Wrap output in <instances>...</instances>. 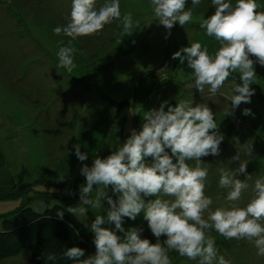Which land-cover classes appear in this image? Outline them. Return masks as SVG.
<instances>
[{"label":"rangeland","instance_id":"1","mask_svg":"<svg viewBox=\"0 0 264 264\" xmlns=\"http://www.w3.org/2000/svg\"><path fill=\"white\" fill-rule=\"evenodd\" d=\"M259 2L264 7V0ZM103 3L97 0V7ZM189 7L191 0H186L185 8ZM70 9L71 0H0V215L21 204L23 197L18 193L22 182L27 184L26 193L42 183L57 191L79 190L85 179L79 171L82 164L91 165L96 156L109 155L125 142L131 129L139 131L144 111L158 108L165 100L174 106L181 99L206 103L218 124L215 131L223 136L217 155L201 157L209 168L205 193L212 197L213 208L225 203L226 190L218 187V169L237 167L239 161L231 157L251 146L246 170L251 175L250 187L239 202L246 204L253 181L264 175V139L239 121L249 103L231 109V79L213 97L207 89L201 93L195 86L190 88L187 61L172 58L173 52L193 41L207 46L210 53L219 47V42L205 35L199 25L215 11L210 0L193 7L191 23L181 26L176 22L171 29L154 18L150 0H120L121 13H132L139 25L124 34L119 22L113 20L98 33L79 37L73 42L77 49L75 67L69 73L56 67V52L69 38L53 30L67 22ZM250 58L257 74L251 86L254 92L257 87L264 94V65L256 62L255 56ZM120 100L132 103L125 123L115 116ZM76 144L88 153L83 162L75 156ZM151 159L147 158L149 163ZM106 192L116 198L111 186ZM102 203L106 211L107 200ZM94 218L95 212L89 210L86 222ZM123 225L125 229L142 228V237L155 242L143 213L135 220L125 218ZM210 234L231 264H264V257H257L252 243L225 239L214 230ZM91 236L95 252L92 232ZM160 239L163 241L164 236ZM23 252L0 259V264H29V250ZM169 255L172 264H198L175 251Z\"/></svg>","mask_w":264,"mask_h":264},{"label":"clouds","instance_id":"2","mask_svg":"<svg viewBox=\"0 0 264 264\" xmlns=\"http://www.w3.org/2000/svg\"><path fill=\"white\" fill-rule=\"evenodd\" d=\"M201 2L191 0L192 7L185 8L186 0H150V8L154 18L171 29L176 22L181 26L191 23L193 7ZM210 4L215 11L199 25L205 35L219 42V47L210 53L207 46L193 41L173 52L172 58L187 61L191 69L189 87L195 86L201 93L207 89L210 97L216 96L232 76L228 100L235 109L242 102L249 103L255 91L250 87L257 77L250 55L264 65V7L259 0H210ZM113 20L119 22L124 34L139 25L132 13H121L120 0H104L99 7L97 0H71L67 22L53 30L69 38L56 52V67L70 73L77 51L73 42L98 33ZM234 73L239 74V83ZM242 111L247 115L251 109ZM142 117L139 131L131 129L125 142L109 155L96 156L91 165L80 167L85 179L79 189V203L67 210L81 220H86L89 210L95 212L88 225L95 252L85 256V249L74 245L65 248L63 256L72 264H172L169 252L175 251L198 264H231L220 254L210 234L214 230L225 239L252 243L257 257H264V175L253 181L248 202L243 206L239 203L250 187L251 175L246 170L251 146L231 157L239 161L237 167L218 169V187L226 190L225 203L213 208L212 197L205 193L209 168L201 160L217 155L223 139L215 131L218 124L213 111L206 103L194 104L192 99H181L174 106L165 100L158 108L144 111ZM73 148L79 161L88 158L79 144ZM148 157L152 158L150 163ZM108 186L115 199L107 194ZM148 196L154 199L146 200ZM104 199L109 205L106 211ZM141 213L155 242L142 237V228L125 229L123 225L125 218L135 220ZM58 215L62 218L63 212ZM48 261L55 264L56 254L48 253L46 264Z\"/></svg>","mask_w":264,"mask_h":264},{"label":"trees","instance_id":"3","mask_svg":"<svg viewBox=\"0 0 264 264\" xmlns=\"http://www.w3.org/2000/svg\"><path fill=\"white\" fill-rule=\"evenodd\" d=\"M233 75L236 76L235 82L239 83V74ZM228 79L233 80V77ZM255 88L257 92H254V98L246 107L251 112L247 115L242 112L239 121L264 139V94ZM117 105L115 116L125 123L130 116L132 103L130 100H120ZM26 186L22 182L19 188L18 194L23 197L21 204L13 211L0 215V259L18 256L24 250H29V264H46L48 253L56 254L55 264H72L63 256V251L74 245L84 248L85 256L93 254L90 223L67 210L79 203V190L73 188L68 190L70 193L57 191L42 183L30 187V192H33L30 195V192H25ZM41 203L42 207H35ZM61 211L62 218L58 215ZM47 264L53 262L48 261Z\"/></svg>","mask_w":264,"mask_h":264}]
</instances>
